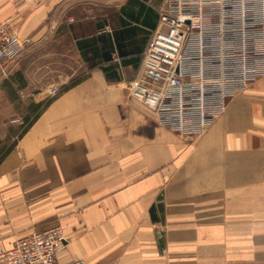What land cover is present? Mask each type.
I'll return each mask as SVG.
<instances>
[{"label":"crops","instance_id":"crops-1","mask_svg":"<svg viewBox=\"0 0 264 264\" xmlns=\"http://www.w3.org/2000/svg\"><path fill=\"white\" fill-rule=\"evenodd\" d=\"M163 4L0 0L26 44L6 74L26 105L0 154L2 248L59 226L63 263L264 264V77L200 135L161 126L130 82ZM65 39L80 69L51 95L28 67L63 63Z\"/></svg>","mask_w":264,"mask_h":264},{"label":"built area","instance_id":"built-area-1","mask_svg":"<svg viewBox=\"0 0 264 264\" xmlns=\"http://www.w3.org/2000/svg\"><path fill=\"white\" fill-rule=\"evenodd\" d=\"M151 37L131 96L180 135H200L221 116L229 98L264 77V0H168ZM25 42L0 21V69ZM57 87L49 93L55 95ZM59 226L33 231L0 246V264L63 263Z\"/></svg>","mask_w":264,"mask_h":264},{"label":"rangeland","instance_id":"rangeland-1","mask_svg":"<svg viewBox=\"0 0 264 264\" xmlns=\"http://www.w3.org/2000/svg\"><path fill=\"white\" fill-rule=\"evenodd\" d=\"M169 6V1L165 0V6L163 4V11H165ZM7 23L6 21H3ZM8 24V23H7ZM64 49L66 51V55L64 56L63 63H58L53 61V58L57 56H52L50 61H46V59H42L41 55L37 56V59L29 64L28 69L35 72L33 74L35 81L45 80V76H49L50 88L51 87H59L58 83L63 84V82H71L75 78L74 77H58L61 74L69 75L76 69H80L79 63L75 61L74 55L72 54L70 41L65 39ZM26 44L22 51H24ZM19 53V55L22 53ZM39 54V53H38ZM19 55L10 62H6L4 64V70L2 71V75H4V82L2 85V93L0 95V154H3L11 143V136L15 133L16 124H13L15 120H19V117L23 118V114L25 113V100L24 93L22 90H19L16 93V90L10 85L8 77H6L7 72L11 68L9 66L10 63H14ZM9 66V67H8ZM5 71V72H4ZM22 91V92H20ZM19 125V124H17Z\"/></svg>","mask_w":264,"mask_h":264}]
</instances>
